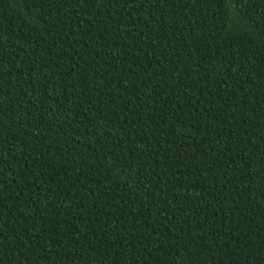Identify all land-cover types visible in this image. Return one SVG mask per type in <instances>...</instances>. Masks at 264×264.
<instances>
[{"label":"trees","instance_id":"trees-1","mask_svg":"<svg viewBox=\"0 0 264 264\" xmlns=\"http://www.w3.org/2000/svg\"><path fill=\"white\" fill-rule=\"evenodd\" d=\"M0 264H264V0H0Z\"/></svg>","mask_w":264,"mask_h":264}]
</instances>
